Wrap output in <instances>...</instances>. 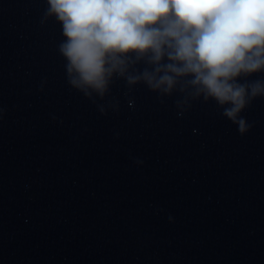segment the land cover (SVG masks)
I'll list each match as a JSON object with an SVG mask.
<instances>
[{
    "label": "clouds",
    "instance_id": "obj_1",
    "mask_svg": "<svg viewBox=\"0 0 264 264\" xmlns=\"http://www.w3.org/2000/svg\"><path fill=\"white\" fill-rule=\"evenodd\" d=\"M42 23L54 17L65 38L68 84L95 103L114 79L129 90L143 83L161 102L174 92L183 115L190 101H215L244 135L241 113L264 97V0H47ZM146 66L141 70L138 65ZM129 101V106L133 105ZM109 107L118 109L117 103ZM101 114L104 105H98Z\"/></svg>",
    "mask_w": 264,
    "mask_h": 264
}]
</instances>
